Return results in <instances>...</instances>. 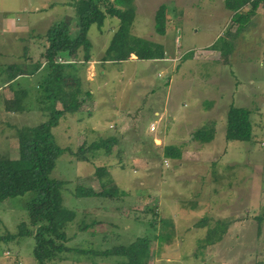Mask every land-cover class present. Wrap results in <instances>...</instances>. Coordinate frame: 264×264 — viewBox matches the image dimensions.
Wrapping results in <instances>:
<instances>
[{
	"label": "rangeland",
	"instance_id": "1",
	"mask_svg": "<svg viewBox=\"0 0 264 264\" xmlns=\"http://www.w3.org/2000/svg\"><path fill=\"white\" fill-rule=\"evenodd\" d=\"M71 1L0 0L1 88L9 82L7 66L24 65L27 58L29 72L37 63L45 66L41 58L53 26L67 22L72 36H78ZM132 2V35L163 45L166 58L142 61L132 55L122 64L102 63L120 20L108 17L103 28L91 27L92 61L78 67L83 89L92 96H82L79 111L67 114L53 130L57 145L71 151L59 158L52 174L66 182L65 207L77 211L67 230L68 247L106 251L147 236L156 253L150 259L153 264H264V222L260 228L257 221L264 214V11L235 23L226 0ZM161 6L171 17L166 36L155 30ZM101 7L105 9L102 1ZM6 17L20 18L24 31L5 30ZM225 39L227 51L233 47L231 55L222 49ZM215 42L223 55L208 52ZM188 50L197 60L186 56ZM205 50L213 56L204 57ZM63 58L70 61L67 55ZM46 74L44 68L0 93L1 155L18 158L16 128L35 127L48 119L51 103L42 107L37 102ZM20 90L28 94L21 103L26 110L5 113L4 100H19ZM231 105L252 112L251 142L226 139ZM205 129L215 132L211 143L193 139ZM112 138L117 144L109 154H87L89 161L76 155L83 145L88 149ZM166 146L181 149L182 159H166ZM103 167L122 194L113 200L75 197L78 186L102 191L95 173ZM31 198L27 194L0 203V235H16L21 223H29L26 205ZM204 220L208 226H200ZM220 221L229 224L222 242L200 247L208 227ZM92 224L88 231L80 230ZM162 233L167 237L160 240ZM34 244L28 237L10 246L0 243V264H36ZM54 264L117 263L73 251Z\"/></svg>",
	"mask_w": 264,
	"mask_h": 264
},
{
	"label": "trees",
	"instance_id": "2",
	"mask_svg": "<svg viewBox=\"0 0 264 264\" xmlns=\"http://www.w3.org/2000/svg\"><path fill=\"white\" fill-rule=\"evenodd\" d=\"M104 2L105 9L101 7ZM249 0H228L227 7L232 12H239L248 4ZM132 0H72L70 5L75 9L77 18L78 36L73 37L70 25L67 22L58 23L46 34V50L42 54L45 66L37 63L33 72H29L26 65H9L5 69L8 81L14 82L19 77L33 76L39 74L42 69L47 74L41 81L37 95V102L44 107L51 103L46 109L51 110L48 119L35 127L16 128L18 143V158H10L0 154V203L9 199L24 197L32 194V198L26 205L28 221L19 226L18 234L6 233L0 235V243L8 246L15 244L18 238H33V255L36 264H54L61 261L70 252H78L83 255L113 259L117 264H153L150 259L156 254L153 250L151 237H140L130 245H121L106 251L83 250L68 247L70 241L67 230L77 218V211L70 210L64 205L62 190L65 181L52 178L59 158L71 152L69 149L60 148L53 135V130L59 125L61 119L67 114H75L79 111L82 96L91 97L90 91H84L82 78L79 75L78 65H87L92 61V43L89 40V32L93 25L100 29L104 27L107 18L120 20L118 31L110 43L102 63H124L132 55L138 60L155 61L166 58V50L163 45L149 43L132 35L135 23V14L132 9ZM257 12V6L245 15H237L235 22L247 19L250 14ZM167 9L161 6L155 17V30L158 35L167 34ZM245 22V21H244ZM243 23V22H242ZM224 52L232 54L233 47L225 39L221 42ZM219 44L215 45L219 49ZM223 52V53H224ZM84 54L81 57V54ZM67 55L69 60H64ZM42 61V62H43ZM21 91V90H20ZM19 100L6 102L8 112H24L25 106L21 103L28 97L26 91L17 93ZM60 103L62 109H58ZM227 116L226 139L232 142H251L253 139L252 112L249 109L237 108L231 105ZM214 130H200L193 135V139L202 144L211 143L214 140ZM117 144L112 138L101 143L91 145L88 149L83 145L76 154L82 161H89L87 154L111 150ZM105 153V154H106ZM164 157L170 160H181L182 151L175 146H166ZM102 186L101 192L93 188L78 186L74 196L77 198H103L113 200L122 193L114 186L113 180L106 168H98L95 173ZM106 178V180H105ZM126 195V194H125ZM259 227L263 226L264 214L257 218ZM204 220L200 226L205 225ZM94 225L81 226V231H88ZM229 229L227 222H217L214 227H208L206 237L201 240L200 247L206 249L222 242ZM167 237L162 233L160 240ZM18 256V253H16ZM175 264V263H174ZM177 264V263H176Z\"/></svg>",
	"mask_w": 264,
	"mask_h": 264
},
{
	"label": "crops",
	"instance_id": "3",
	"mask_svg": "<svg viewBox=\"0 0 264 264\" xmlns=\"http://www.w3.org/2000/svg\"><path fill=\"white\" fill-rule=\"evenodd\" d=\"M227 1L228 0H226V2H225V7H226V10H228V11H230V12H232V10H230V9H228V7H227ZM247 6V5H246ZM246 6L244 7V9H241L239 12H233L234 13V15H235V17H234V20L236 19V16L237 15H247L248 13H249V10L246 8ZM160 8V7H159ZM158 11V10H157ZM157 11H156V13H157ZM167 11H168V9H167ZM243 11H245V12H243ZM170 15H168L167 16V26L169 27V24H170ZM247 19H249V17L247 18ZM65 20H66V18H65ZM246 21V20H245ZM235 23H237V22H235ZM24 26H25V24H23ZM23 25H21L20 24V18H18L17 20H13V19H10V18H4L3 19V26L5 27V30H9V32L11 33V34H19L20 32H23L24 30H22V28H23ZM167 27V34H168V31L170 30L169 28ZM166 34V35H167ZM220 39H222V38H220ZM227 40V39H226ZM227 42H228V40H227ZM216 44H218V43H214L213 45H211V46H209L208 47V49H209V53H213L214 55H216V56H218V53H221V55H223V50H221V49H216L215 48V45ZM222 49H224V46L222 47ZM46 50V49H45ZM44 50V51H45ZM43 51V52H44ZM191 50H188V51H186V56L189 54H191L192 55V59L193 60H197V58H196V53L195 52H190ZM220 51H222V52H220ZM204 52H206V53H204ZM203 52V54H204V57H212L213 56V54L212 55H210V54H208V52L205 50ZM167 54V53H166ZM220 55V56H221ZM136 57V56H135ZM138 60V59H137ZM43 66H44V64H43ZM31 78V76H27V77H22V78H17L14 82H12V81H9V82H7L6 83V86H2V88L0 87V93L1 92H3V91H5V90H7V89H11V88H13V84H16L17 82H20L23 78ZM8 100H11L10 98H6L5 100H4V104H5V113H10V112H8L7 110H6V102L8 101ZM12 114H16V113H14V112H12ZM162 138H159V140H161ZM163 141H165V139H163Z\"/></svg>",
	"mask_w": 264,
	"mask_h": 264
},
{
	"label": "built area",
	"instance_id": "4",
	"mask_svg": "<svg viewBox=\"0 0 264 264\" xmlns=\"http://www.w3.org/2000/svg\"><path fill=\"white\" fill-rule=\"evenodd\" d=\"M257 6V11H264V0H249L246 8L251 11L254 6ZM152 131H155L156 130V127L155 126H152L151 128Z\"/></svg>",
	"mask_w": 264,
	"mask_h": 264
},
{
	"label": "clouds",
	"instance_id": "5",
	"mask_svg": "<svg viewBox=\"0 0 264 264\" xmlns=\"http://www.w3.org/2000/svg\"><path fill=\"white\" fill-rule=\"evenodd\" d=\"M152 126H154V125H152ZM152 128V127H151Z\"/></svg>",
	"mask_w": 264,
	"mask_h": 264
}]
</instances>
